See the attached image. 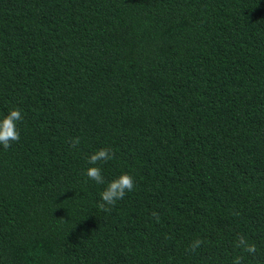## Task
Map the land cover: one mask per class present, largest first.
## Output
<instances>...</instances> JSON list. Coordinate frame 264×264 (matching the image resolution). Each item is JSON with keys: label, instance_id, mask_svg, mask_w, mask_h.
<instances>
[{"label": "trees", "instance_id": "1", "mask_svg": "<svg viewBox=\"0 0 264 264\" xmlns=\"http://www.w3.org/2000/svg\"><path fill=\"white\" fill-rule=\"evenodd\" d=\"M13 106L0 264H264V0H0ZM104 147L135 182L111 212L85 175Z\"/></svg>", "mask_w": 264, "mask_h": 264}, {"label": "clouds", "instance_id": "2", "mask_svg": "<svg viewBox=\"0 0 264 264\" xmlns=\"http://www.w3.org/2000/svg\"><path fill=\"white\" fill-rule=\"evenodd\" d=\"M23 120V115L19 107L13 106L8 109L6 114L0 116V145L5 150L9 149L14 142H19L21 135L18 129V123ZM81 137H72L69 142L71 148L79 147ZM114 150L110 147L99 148L90 153L87 157L89 167H87L85 175L88 179L94 181L97 185H104L103 190L100 192V203L98 207L101 211L111 212L112 208L118 201L122 200L128 192L135 188L134 178L128 172H121L115 178L106 181L101 167L98 165L100 162H107L114 159ZM239 215V213H234ZM152 216L159 221V214L152 213ZM204 241L200 238L194 239L187 248L189 253H195ZM234 248L251 256H255L257 246L255 243L250 242L248 238L243 235H237L234 241ZM232 264H244V255H236L232 259Z\"/></svg>", "mask_w": 264, "mask_h": 264}]
</instances>
